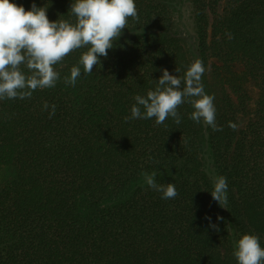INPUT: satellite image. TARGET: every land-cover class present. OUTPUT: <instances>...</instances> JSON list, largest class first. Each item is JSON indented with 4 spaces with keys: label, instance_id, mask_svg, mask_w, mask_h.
I'll list each match as a JSON object with an SVG mask.
<instances>
[{
    "label": "trees",
    "instance_id": "trees-1",
    "mask_svg": "<svg viewBox=\"0 0 264 264\" xmlns=\"http://www.w3.org/2000/svg\"><path fill=\"white\" fill-rule=\"evenodd\" d=\"M11 2L76 22L74 0ZM135 4L139 20L127 27L139 33L109 49L91 74L79 65L81 48L54 66L55 87L0 100V264H238L230 226L238 240L252 234L264 248V0H192L202 85L222 131L191 120L187 102L179 124L125 121L134 97L155 90L164 69L183 78L192 64L168 33V0ZM73 66L81 75L66 85ZM204 136L218 177L227 178L224 208L200 157ZM153 172L157 184L175 185L176 198L147 186L142 173Z\"/></svg>",
    "mask_w": 264,
    "mask_h": 264
},
{
    "label": "clouds",
    "instance_id": "clouds-1",
    "mask_svg": "<svg viewBox=\"0 0 264 264\" xmlns=\"http://www.w3.org/2000/svg\"><path fill=\"white\" fill-rule=\"evenodd\" d=\"M69 13L76 18L74 24L66 20L50 21L47 8L37 7L35 3L26 11L11 0H0V100L30 99L37 89L55 87L60 74L54 66L81 48L87 51L80 56L79 65L83 66L85 74H91L94 66L100 64V57L108 56V50L128 28V19L139 20L135 0H74ZM22 65L30 74L22 70ZM179 71L176 68V72ZM204 72L199 59L190 65L183 78L164 69L155 90H149L146 96L134 97L136 103L125 121L155 118L160 125L172 117L179 124L181 118L177 109L187 102L194 109L191 120L197 124L203 121L213 131H222L216 123L215 97L204 92L201 82ZM80 75L81 68L73 66L70 76L64 77L66 85L75 86ZM44 109H49L47 103ZM55 110L56 106L51 105L49 118L55 115ZM229 127L237 129L233 122H229ZM142 176L149 188L162 194V199L177 197L174 184L156 183V173H142ZM227 190V178H216L211 196L221 207L227 203ZM210 227L219 231L215 224ZM233 255L238 264H264V248L252 234H244L235 242Z\"/></svg>",
    "mask_w": 264,
    "mask_h": 264
},
{
    "label": "rangeland",
    "instance_id": "rangeland-1",
    "mask_svg": "<svg viewBox=\"0 0 264 264\" xmlns=\"http://www.w3.org/2000/svg\"><path fill=\"white\" fill-rule=\"evenodd\" d=\"M52 1L59 3V0H52ZM66 1H72V0H66ZM168 4L173 13V21L170 28L168 29V33L172 36L178 37L182 41L193 63L198 59V54H197V46H196V38H195L196 25L193 15L192 0H168ZM138 33L139 32L133 28L130 27L125 28L122 31L120 38L114 42V45L125 47L126 45H128L130 40ZM211 70L212 68L210 66V68L207 70L208 77L210 76ZM234 70L236 72H241L242 67L236 65L234 67ZM202 79H203V75L201 78V82ZM245 89L249 92L252 99L257 98L258 91L254 82L248 81L245 85ZM200 157L205 166L209 178L214 183L216 178H218V174L216 167L214 165V161L212 159L211 150L206 136H204L201 140ZM230 234H231L230 254H233L235 251V242L238 241V238L236 237L235 231L232 226H230Z\"/></svg>",
    "mask_w": 264,
    "mask_h": 264
}]
</instances>
